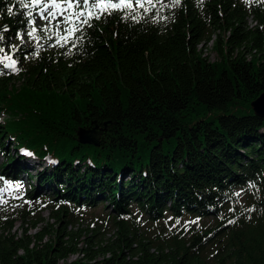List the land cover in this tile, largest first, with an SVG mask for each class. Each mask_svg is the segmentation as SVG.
I'll use <instances>...</instances> for the list:
<instances>
[{"label": "trees", "instance_id": "1", "mask_svg": "<svg viewBox=\"0 0 264 264\" xmlns=\"http://www.w3.org/2000/svg\"><path fill=\"white\" fill-rule=\"evenodd\" d=\"M36 10L0 0V57L18 69L0 64V186L26 182L55 226L18 238L5 213L0 264H264V119L250 108L264 93V0H161L63 47L45 26L27 35ZM94 127L97 145L80 144ZM97 207L114 230L93 248L83 233L98 218L72 230L82 219L65 216ZM139 214L166 232L148 240Z\"/></svg>", "mask_w": 264, "mask_h": 264}, {"label": "rangeland", "instance_id": "2", "mask_svg": "<svg viewBox=\"0 0 264 264\" xmlns=\"http://www.w3.org/2000/svg\"><path fill=\"white\" fill-rule=\"evenodd\" d=\"M248 3H251L249 1ZM37 8V18L35 20V23L37 26H45L46 21L41 19L39 15V9ZM249 14L246 18L247 27H253L257 24V19L255 18L254 14L252 13V7L248 6ZM262 20L264 21V11L262 12ZM216 35L212 37V40H214ZM202 45V44H201ZM204 48V47H203ZM207 58L210 62H214L218 60L216 52L212 49V44H207ZM17 84V83H16ZM236 113L238 115H242L244 112L241 108L236 110ZM97 138V135H95ZM11 150V149H10ZM1 162V158H0ZM28 184L26 182L22 183H16L14 181L11 182H4L3 185L0 186V218H3L4 214L10 216H16V219H14L13 228L11 230V233L14 234L16 237L21 236H27L29 238H32L33 236H37L40 233H43L45 237L43 239H49L50 238V230H53L55 226V221L53 218H51V210L48 207H43L38 209L39 205L42 204V202L45 200L42 196H37L34 199H30L27 197L28 194ZM24 195V198L21 196ZM22 198L24 202L19 201V199ZM245 195H240V199L243 201L245 200ZM27 202V203H25ZM28 209V212H24ZM81 208H75L74 211L69 209L68 213L65 216V219H82L81 223H77L75 225H71L72 230H76L74 228L81 227L85 229L88 225V223L91 222L94 218H98V228L94 230V232L87 230L86 233H83V236H90L93 235V239H91V245L93 248L103 246L109 239L110 233H113L114 227L111 226V222L107 221L108 225L104 226L101 224V220H104V215L107 214L102 207H97L95 209L90 210H79ZM71 210V211H70ZM21 214H26L25 217H19ZM139 218H143V220H146L145 215L139 214ZM166 219H169V215L166 216ZM147 221V220H146ZM1 223V220H0ZM149 224L142 225L140 227L141 231L145 235V237L150 240L154 241L156 236H162L164 232H166V229L162 226V224H159L158 226H154L155 224H152L151 222L147 221ZM203 225L206 227L213 225L212 219H206L203 222ZM83 236L79 239V247H84L85 243L83 242ZM214 250H211L209 252L212 253ZM215 258L209 259V264H214Z\"/></svg>", "mask_w": 264, "mask_h": 264}, {"label": "snow or ice", "instance_id": "3", "mask_svg": "<svg viewBox=\"0 0 264 264\" xmlns=\"http://www.w3.org/2000/svg\"><path fill=\"white\" fill-rule=\"evenodd\" d=\"M19 2L25 9L30 7L39 8L41 19L46 21V25L41 31L51 32L54 30L56 44L63 47L69 42H73V46H75L74 42L76 40H82L84 30L91 28L94 20L112 15L115 11L125 10H127L128 16L135 19L137 8L142 9L144 13H148L156 8L157 3H161V0H31L30 3L19 0ZM175 3H179V0H175ZM161 6L164 5L161 4ZM8 11L12 13L11 8ZM27 15L31 18L32 12L29 11ZM29 23L32 25V30L27 35L34 37V33L38 31L35 27V20L30 19ZM4 31H7V27L4 28ZM20 38L23 40V36ZM2 39L3 36L0 35V40ZM3 51L0 48V52ZM5 61H10V63H5ZM0 64L13 72L18 71L16 60L7 54L0 57Z\"/></svg>", "mask_w": 264, "mask_h": 264}, {"label": "water", "instance_id": "4", "mask_svg": "<svg viewBox=\"0 0 264 264\" xmlns=\"http://www.w3.org/2000/svg\"><path fill=\"white\" fill-rule=\"evenodd\" d=\"M250 108L253 114L264 119V93L260 94L252 103ZM97 131L94 128L77 130V137L80 144L97 145Z\"/></svg>", "mask_w": 264, "mask_h": 264}]
</instances>
